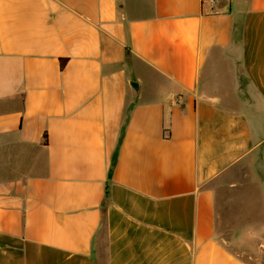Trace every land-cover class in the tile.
<instances>
[{
    "label": "crops",
    "instance_id": "obj_1",
    "mask_svg": "<svg viewBox=\"0 0 264 264\" xmlns=\"http://www.w3.org/2000/svg\"><path fill=\"white\" fill-rule=\"evenodd\" d=\"M256 156L264 0H0V264H249L212 182Z\"/></svg>",
    "mask_w": 264,
    "mask_h": 264
},
{
    "label": "rangeland",
    "instance_id": "obj_2",
    "mask_svg": "<svg viewBox=\"0 0 264 264\" xmlns=\"http://www.w3.org/2000/svg\"><path fill=\"white\" fill-rule=\"evenodd\" d=\"M257 158L236 163L212 182L218 237L249 264H264V168Z\"/></svg>",
    "mask_w": 264,
    "mask_h": 264
},
{
    "label": "trees",
    "instance_id": "obj_3",
    "mask_svg": "<svg viewBox=\"0 0 264 264\" xmlns=\"http://www.w3.org/2000/svg\"><path fill=\"white\" fill-rule=\"evenodd\" d=\"M68 61V58H60V67L64 68V66L66 65ZM106 195H108V191H106Z\"/></svg>",
    "mask_w": 264,
    "mask_h": 264
},
{
    "label": "water",
    "instance_id": "obj_4",
    "mask_svg": "<svg viewBox=\"0 0 264 264\" xmlns=\"http://www.w3.org/2000/svg\"><path fill=\"white\" fill-rule=\"evenodd\" d=\"M132 85L135 86V87L137 86L135 82H132Z\"/></svg>",
    "mask_w": 264,
    "mask_h": 264
}]
</instances>
